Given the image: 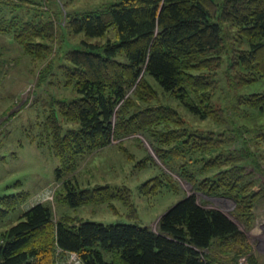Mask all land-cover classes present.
Returning <instances> with one entry per match:
<instances>
[{
  "label": "trees",
  "instance_id": "obj_1",
  "mask_svg": "<svg viewBox=\"0 0 264 264\" xmlns=\"http://www.w3.org/2000/svg\"><path fill=\"white\" fill-rule=\"evenodd\" d=\"M64 18L67 30L82 35L81 46L65 50L58 65L63 85L71 86L74 96L49 100L40 122L43 132L32 135L29 127L25 132L39 145L47 141L60 160L56 177L62 181L56 197L70 207L123 196L109 185L80 188L68 174L80 157L117 137L145 133L167 165L169 159L186 158L190 148L208 152L229 142L222 139L224 129L187 132L186 121L163 102L162 94L201 119L223 124L226 115L212 102L220 85L219 69L225 65L221 78L229 84L264 77V0H116L93 10L66 12ZM54 27L53 21L0 22L1 31L11 33L40 61L53 51ZM235 100L264 111V91L237 95ZM255 130L264 142V127ZM204 158L194 171L182 163L181 177L207 196L234 199L236 215L249 221L254 194L242 185V157L221 152ZM206 168L216 170L198 178ZM21 201L19 194L1 197L0 215ZM0 238V264H55L58 256L70 253L80 264H261L237 224L195 194L183 196L163 212L155 230L145 224H106L70 215L54 221L51 206L38 202L22 211ZM242 256L245 263L238 261Z\"/></svg>",
  "mask_w": 264,
  "mask_h": 264
},
{
  "label": "rangeland",
  "instance_id": "obj_2",
  "mask_svg": "<svg viewBox=\"0 0 264 264\" xmlns=\"http://www.w3.org/2000/svg\"><path fill=\"white\" fill-rule=\"evenodd\" d=\"M114 1L0 0V22L12 18L33 20L36 24L53 21L56 30L53 51L44 61L33 59L11 33L0 30V198L22 195V201L12 211L0 215V235L18 221L22 211L38 202L51 206L54 221L70 215L106 224L116 221L145 224L155 230L163 212L183 196L195 194L198 201L204 198L206 206L221 210L237 224L251 251L264 264V142L255 130L264 127V111L235 103L237 95L264 91V77L246 84H229L221 78L225 65L219 69L220 85L212 95V102L218 113L226 115L223 124L212 118L201 119L172 96L161 95L163 102L175 107L186 121L183 127L187 132L208 134L224 129L222 139L225 137L229 142L219 149L195 152L190 148L186 158L169 159L167 165L155 154L145 133L117 137L109 145L80 157L68 174L80 188L109 185L123 196L76 207L57 200L62 181L56 177L60 160L50 152L47 141L39 145L27 136L25 129L29 127L32 135H39L43 132L40 122L48 113L49 100L74 96L71 86L63 85L58 65L65 50L81 46L82 35L66 29L64 13L93 10ZM47 62L49 68L41 77L39 71ZM38 140L43 141V137L38 136ZM221 152L242 157L238 162L245 168L242 185L254 194L249 221L243 222L236 215L234 199L225 195L207 196L180 175L182 163L194 171L203 165L204 157ZM191 155L196 160H189ZM215 170L206 168L198 178ZM55 264L73 263L67 254L58 256Z\"/></svg>",
  "mask_w": 264,
  "mask_h": 264
},
{
  "label": "built area",
  "instance_id": "obj_3",
  "mask_svg": "<svg viewBox=\"0 0 264 264\" xmlns=\"http://www.w3.org/2000/svg\"><path fill=\"white\" fill-rule=\"evenodd\" d=\"M69 258L73 264H80L81 263L80 259L78 258V256L75 253H70ZM238 261H239V263H245L246 258L244 256L239 257Z\"/></svg>",
  "mask_w": 264,
  "mask_h": 264
}]
</instances>
